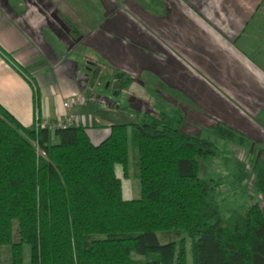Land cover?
<instances>
[{"label": "trees", "instance_id": "obj_1", "mask_svg": "<svg viewBox=\"0 0 264 264\" xmlns=\"http://www.w3.org/2000/svg\"><path fill=\"white\" fill-rule=\"evenodd\" d=\"M68 34L78 37L76 29ZM97 67L104 83L120 81L114 93L133 83L108 63ZM154 107L136 122L110 125L93 143L83 124L51 128L38 117L26 128L0 104V247L11 250L0 264H24V244L29 264H187V237L191 264H264L263 208L253 203L224 220V181L200 178L198 162L216 155L218 140L242 149L256 141L219 122L207 136L189 134L179 107L158 95ZM130 144L137 199L124 198L116 172L120 165L127 177ZM257 151L252 188L264 198V146Z\"/></svg>", "mask_w": 264, "mask_h": 264}, {"label": "crops", "instance_id": "obj_2", "mask_svg": "<svg viewBox=\"0 0 264 264\" xmlns=\"http://www.w3.org/2000/svg\"><path fill=\"white\" fill-rule=\"evenodd\" d=\"M263 9L264 0H0V104L26 128L36 123V101L39 122L46 125L77 124L88 112L99 124L92 132L87 126L90 139L99 143L114 123L89 111L84 91L98 61L74 54L84 45L133 77L106 101L112 108L96 99L100 109L122 110L136 120L155 114L156 92L184 112L182 129L188 122L205 129L219 122L258 141ZM71 29L78 37H70ZM123 94L128 107L119 103ZM70 97L78 105L66 108ZM122 191L132 198L123 184Z\"/></svg>", "mask_w": 264, "mask_h": 264}, {"label": "rangeland", "instance_id": "obj_3", "mask_svg": "<svg viewBox=\"0 0 264 264\" xmlns=\"http://www.w3.org/2000/svg\"><path fill=\"white\" fill-rule=\"evenodd\" d=\"M261 14H262L261 18L264 19V9L261 10ZM88 47L84 45L75 46L74 54L75 55L81 54L82 60H84L85 56H88V58L90 57L93 59L96 58L98 62L109 64L107 60H105L100 55L96 54L92 49ZM258 65L264 69V58L260 57V55H258ZM103 72L104 71L102 70L101 73ZM99 76H102V74L100 73L98 74L97 80L92 87L90 86V82H89L86 87V90L84 91L85 95H87V97H89V99L91 100L90 102L92 104V110H89V111L92 112L93 110L94 111L96 110V113L98 115L100 114L104 117H107V120H110L113 123L136 122L134 117L129 116L128 113L122 110L117 113H112L110 111H105L104 109H100L98 107V103L95 102L96 99L97 100L103 99L104 100L103 107L112 108L111 107L112 105H107L106 101L112 100V94L114 92V89L112 86L113 82L106 88V82L104 83V81H102V78L98 79ZM149 83H148V89L151 90L152 88H150ZM122 93H125V91H122ZM152 95L154 96V99L156 95H158L161 99H163L162 96L156 92H153ZM136 96H138V94H136ZM139 96L141 97V95ZM127 99H128L127 96L123 94L119 100L120 101L119 103H121L123 106L128 107L130 106V104L127 102ZM146 101H148L147 97H146ZM136 104L138 105L137 102ZM77 105L78 104H76L75 106ZM81 110L83 111V109ZM99 110H101V112H98ZM86 114H87V120L86 121L79 120L77 121V124L78 123L82 124L83 122H85V125L88 126L89 130H91L92 132V129L94 127L99 126V124L92 122L91 117L88 116L89 114L88 112ZM69 120L73 121L72 119H69ZM254 122H256L258 125V131L260 135L258 136V141H256V143L251 148L242 149V148L235 146L232 143L218 140L217 141V153L214 157H210L207 159L198 158L200 178L215 179V180L222 179L224 181L220 187V190L222 192V196L225 197L226 199L225 198L224 200H221V198L219 199L220 200L219 205L223 208L222 218L224 220H226L229 217V215L234 212H238L243 215L246 208L253 203H259V205L264 210V198L258 193H256L252 188V165L254 164L255 158L258 154V151H257L258 147L264 146V105L258 111V117L254 118ZM188 123L189 124L185 126L183 131L189 132L190 134H193V135L207 136V131H205L206 125H203L200 123H197V125H195L194 123L191 124L190 122ZM211 139L215 140L216 138L215 136L211 135ZM226 157L230 159L229 163L224 162V159ZM116 169H117V174L122 179L123 189L125 190V192L126 193L132 192L133 196L131 199L139 198L141 195L140 180L137 174L136 157H135L134 150L132 149L131 144L129 146L127 177L124 178L122 176V169L120 165H117ZM227 179H230V180L225 181ZM14 236H15V239H17L16 230H15ZM161 240H167V239L161 237ZM190 243H191V239L187 237L186 238L187 264L192 263ZM10 256H11L10 247L1 246L0 247V261L8 262L10 260ZM29 257H30V246L27 244H24L23 246L24 264L30 263ZM132 257L136 260L143 259V256L138 255V254H133Z\"/></svg>", "mask_w": 264, "mask_h": 264}, {"label": "built area", "instance_id": "obj_4", "mask_svg": "<svg viewBox=\"0 0 264 264\" xmlns=\"http://www.w3.org/2000/svg\"><path fill=\"white\" fill-rule=\"evenodd\" d=\"M77 104V100L74 99V98H67L66 100H64L63 102V105L64 107L66 108H71V107H74L75 105ZM104 104V103H103ZM103 106V105H102ZM39 117V113L38 111L36 110V120L38 119ZM73 121L71 120H66V121H58L56 122L55 124L53 125H47V126H50L51 128H53L54 126H58V127H64V126H67V125H70L72 124ZM38 125V122L36 123ZM40 125L44 126L46 125L45 123H40Z\"/></svg>", "mask_w": 264, "mask_h": 264}, {"label": "water", "instance_id": "obj_5", "mask_svg": "<svg viewBox=\"0 0 264 264\" xmlns=\"http://www.w3.org/2000/svg\"><path fill=\"white\" fill-rule=\"evenodd\" d=\"M100 72V68H96L95 69V72L91 78V81H90V86L92 87L94 85V83L96 82L97 80V77H98V74ZM117 84V85H116ZM109 86V82H106V88ZM112 86H113V89H117L119 86H120V83L118 81L116 82H113L112 83Z\"/></svg>", "mask_w": 264, "mask_h": 264}, {"label": "flooded vegetation", "instance_id": "obj_6", "mask_svg": "<svg viewBox=\"0 0 264 264\" xmlns=\"http://www.w3.org/2000/svg\"><path fill=\"white\" fill-rule=\"evenodd\" d=\"M87 67V66H86Z\"/></svg>", "mask_w": 264, "mask_h": 264}]
</instances>
